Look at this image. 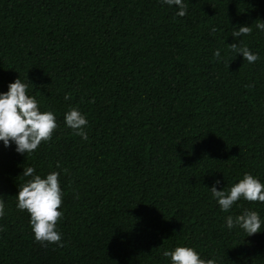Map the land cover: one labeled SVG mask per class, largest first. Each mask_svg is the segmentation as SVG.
I'll list each match as a JSON object with an SVG mask.
<instances>
[{
	"label": "trees",
	"instance_id": "trees-1",
	"mask_svg": "<svg viewBox=\"0 0 264 264\" xmlns=\"http://www.w3.org/2000/svg\"><path fill=\"white\" fill-rule=\"evenodd\" d=\"M184 3L179 17L160 0H0V93L28 81L58 125L32 153L0 142V264H170L177 246L264 264V232L225 223L245 209L264 219V203L223 212L209 191L245 173L264 182V0ZM241 26L251 33L233 37ZM71 107L87 141L64 122ZM30 166L60 172L58 243L37 241L16 206Z\"/></svg>",
	"mask_w": 264,
	"mask_h": 264
},
{
	"label": "clouds",
	"instance_id": "clouds-1",
	"mask_svg": "<svg viewBox=\"0 0 264 264\" xmlns=\"http://www.w3.org/2000/svg\"><path fill=\"white\" fill-rule=\"evenodd\" d=\"M160 2L169 7L175 6L178 9L176 15L179 17L187 14L184 0H160ZM256 27L264 31V22L259 21ZM250 33L251 27L241 26L233 32V37ZM229 48L233 54L242 55L249 63H255L260 59L257 53H253L246 46L232 43ZM214 56L218 60L222 59L220 49L214 52ZM29 84L28 81L24 82L17 78L8 85L7 92L0 93V142L5 148L14 144L15 151L22 155L34 152L41 142L50 140L58 127L55 113L50 110L41 111L36 97L28 93ZM64 122L82 140L89 139L85 131L88 120L79 108L71 107L64 114ZM22 176L30 179L19 188L16 197L17 208L29 213L30 224L37 241L60 242L61 233L57 230V223L63 216V211L59 209L64 196L60 184V172L52 171L42 177L36 174L34 167L30 166L23 170ZM219 184L220 180H216L209 191L223 212H229L241 199L264 203V182L250 173H245L243 178L228 191L219 190L217 187ZM5 207V199L0 196V217L5 215ZM225 223L229 230L238 227L247 233V236L264 232L261 230L264 219L258 211L245 209L240 215L227 216ZM163 255L169 258L170 264H217L214 258L203 259L196 249L188 246L165 250Z\"/></svg>",
	"mask_w": 264,
	"mask_h": 264
}]
</instances>
